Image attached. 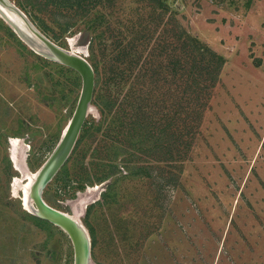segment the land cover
I'll list each match as a JSON object with an SVG mask.
<instances>
[{
  "label": "rangeland",
  "instance_id": "374dc122",
  "mask_svg": "<svg viewBox=\"0 0 264 264\" xmlns=\"http://www.w3.org/2000/svg\"><path fill=\"white\" fill-rule=\"evenodd\" d=\"M11 1L47 36L89 60L91 41L103 81L113 57L103 47L115 42V30L94 41L82 35L80 20L55 39L34 17L58 30L52 10ZM149 1L123 0L125 9L117 8L141 27L162 24L158 35L171 34L178 21L226 59L188 154L172 165L165 148L125 144L132 154L109 172L114 145L97 124L96 83L86 118L95 129L44 185L43 197L88 229L91 264H264V0H166L163 20ZM1 7L0 264H74L71 237L36 218L28 187L74 113L82 76L46 53L16 11ZM86 167L91 179L82 175Z\"/></svg>",
  "mask_w": 264,
  "mask_h": 264
},
{
  "label": "trees",
  "instance_id": "16d2710c",
  "mask_svg": "<svg viewBox=\"0 0 264 264\" xmlns=\"http://www.w3.org/2000/svg\"><path fill=\"white\" fill-rule=\"evenodd\" d=\"M122 1L31 0L29 5L37 12L52 10V21L57 24L58 30L46 23L38 13L34 17L55 39H59L62 32L80 20L84 22L82 35L94 41L107 37L105 29L115 30V42L103 47L104 52L113 55L112 64L103 81L92 56L93 43H89L90 60L97 72L96 83L101 84L99 99L94 101L101 112L97 124L100 126L104 123L108 138L102 140L114 145L115 154L109 158L112 168L109 172L118 169V158L127 161L124 156L132 154L123 150L122 145L125 144L134 145L139 150L151 142L156 152H163L165 148L174 165L188 154L197 134L195 127L202 120L226 59L199 37L178 26V21L173 29L175 31L168 35L159 34L161 37L156 41L154 34L158 35L156 31L162 24L141 27V20H137V17L119 13L118 3L125 9ZM149 5L158 11V18L162 20L170 10L166 0H150ZM101 27L102 30L99 29ZM138 27L142 33H139ZM154 42L161 43L159 49L157 46L152 48ZM103 88L108 92H103ZM94 129L87 119L74 150L87 133H92ZM66 169L62 172H66ZM87 169H83V176ZM85 178L91 179L90 176ZM36 218L43 219L39 216ZM94 243L93 239L92 247Z\"/></svg>",
  "mask_w": 264,
  "mask_h": 264
},
{
  "label": "water",
  "instance_id": "95a60500",
  "mask_svg": "<svg viewBox=\"0 0 264 264\" xmlns=\"http://www.w3.org/2000/svg\"><path fill=\"white\" fill-rule=\"evenodd\" d=\"M1 5L16 11L22 17L30 30L41 41L46 53L76 69L82 76V89L74 113L51 155L33 176L29 187V198L34 201L32 207L38 216L61 226L69 234L74 245V264H91L92 241L88 229L72 214L49 204L43 197V187L56 175L69 158L86 118L93 107L92 102L96 85L95 68L86 55L62 46L37 28L11 0H0V10L3 11ZM8 19L18 27V24L12 18L8 17Z\"/></svg>",
  "mask_w": 264,
  "mask_h": 264
},
{
  "label": "bare ground",
  "instance_id": "6f19581e",
  "mask_svg": "<svg viewBox=\"0 0 264 264\" xmlns=\"http://www.w3.org/2000/svg\"><path fill=\"white\" fill-rule=\"evenodd\" d=\"M4 6V5H3ZM4 7H6V6H4ZM23 28V27H22ZM26 30V29H25ZM29 33V32H28ZM33 35H35L34 33H33ZM36 36V35H35ZM37 37V36H36ZM38 38V37H37ZM44 47V46H43ZM14 160H15V162H16V166H18V164H17V158H14ZM33 179V178H32ZM32 179H31V181H32ZM31 181H30V183H31ZM29 188V187H28ZM29 190V189H28ZM24 202H26V200L24 201ZM28 202L29 203H31V205H32V202H31V199L29 198V191H28ZM32 207V206H31Z\"/></svg>",
  "mask_w": 264,
  "mask_h": 264
}]
</instances>
